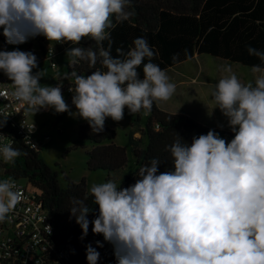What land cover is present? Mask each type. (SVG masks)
I'll return each mask as SVG.
<instances>
[{
	"label": "clouds",
	"instance_id": "9594fccd",
	"mask_svg": "<svg viewBox=\"0 0 264 264\" xmlns=\"http://www.w3.org/2000/svg\"><path fill=\"white\" fill-rule=\"evenodd\" d=\"M130 6L131 0H0V29L7 44L43 36L72 45L65 56L73 70L58 73L55 86L41 83L31 51L0 50V72L26 113H68L98 134L106 118L121 121L125 108L130 114L151 111L154 102L172 98L176 85L152 62L156 53L145 37L112 55L113 17L117 23L128 21L135 15ZM85 38L95 47L82 46ZM247 51L260 61L251 67L257 74L254 84L242 83L229 65L224 67L228 75L212 86L213 109L227 119L230 141L213 129L193 136L190 143L176 133L166 146L171 160L165 171H159L163 162L152 158L128 187L112 180L91 185L92 205L98 206L91 221L96 209L85 203L87 197L72 199L68 209L82 230L81 239L90 223L93 234L103 236L96 247L86 245L87 264H98L97 248L104 242L112 245L116 264H264V50L249 46ZM178 57L174 54L173 61ZM81 62L94 69L90 75L75 70ZM64 81H74L68 91L75 112L64 99ZM5 123L0 121V128ZM6 139L0 134V141ZM21 154L12 141L0 144L6 163ZM14 188L10 179L0 180V222L21 199Z\"/></svg>",
	"mask_w": 264,
	"mask_h": 264
},
{
	"label": "trees",
	"instance_id": "16d2710c",
	"mask_svg": "<svg viewBox=\"0 0 264 264\" xmlns=\"http://www.w3.org/2000/svg\"><path fill=\"white\" fill-rule=\"evenodd\" d=\"M130 10H134L135 15L128 21L117 23L113 17L114 27L110 29L113 56L117 55L116 48H123L126 52L133 47L135 38L145 37L156 53L152 62L164 71L200 55L248 68L260 64L258 58L248 54L247 48L251 46L264 50V0H131ZM107 44L105 41V47ZM81 45L95 47V42L85 38ZM176 53H179V57L174 62L172 56ZM96 67L101 66L97 64ZM72 70L69 65L67 72ZM75 70L79 74L90 75L94 69L81 62ZM138 71L143 78V65ZM124 114H130L127 108ZM130 115L134 116L136 127L140 116H144L145 124L138 131L145 143L141 147L140 139L133 138L134 132L128 134V151L134 169L120 180L118 187L134 184L139 168L150 163L152 158H159L163 162L159 166L160 172L169 168L171 157L166 146L177 138L176 133L190 143L193 136L206 134L210 130L184 115L164 113L155 103L151 111L142 109ZM216 132L226 140L233 138L228 133ZM114 139L112 129L105 127L103 132L93 134L88 123L81 124L72 148L89 144L91 150L86 153L87 170L105 172L108 178L109 174L123 170L127 164L126 150L115 145ZM10 141L22 154L14 163L0 159L3 176L24 181L39 194L52 222L55 242L67 247L72 264H87L86 245L91 243L96 247L95 242H103V236L93 234L90 223L88 234L82 240V230L68 209L73 198L87 197L85 203L93 206L92 197L85 190V182L73 183L64 177V185H61L57 174L42 161L39 146L25 145L15 134L11 135ZM93 207L96 212L89 215L90 221L98 213V206ZM97 251L100 253L98 264H116L111 244L104 242V247L97 248Z\"/></svg>",
	"mask_w": 264,
	"mask_h": 264
},
{
	"label": "rangeland",
	"instance_id": "374dc122",
	"mask_svg": "<svg viewBox=\"0 0 264 264\" xmlns=\"http://www.w3.org/2000/svg\"><path fill=\"white\" fill-rule=\"evenodd\" d=\"M0 36H2V29H0ZM55 43L56 42L54 41L49 42L45 37H43V41L41 42L40 38L36 36L35 38H30L28 42L24 44L9 45L8 51L14 50L15 48H19L21 51H26L29 46H32L40 53V45L56 49ZM70 47H72V45H68L59 52H56L55 50L56 54L52 58L53 62L56 64L55 68L50 67V60L41 59L38 62L39 67L33 71H41L42 84L55 86L58 82L55 79L57 74H63L67 72L69 61L65 56V52L66 49ZM229 65L232 69H234L238 78L243 80L244 84L255 82V76L257 74H254L251 68L213 58L209 55H200L197 59L185 61L177 66L174 69V72L186 73L193 72L198 69L217 71L224 70V67ZM212 81H214V83L212 82L214 85L216 83V78L212 79ZM73 83L74 81H64L62 92L65 101L70 106L71 111L75 112V107L71 104L72 93L67 92V88ZM27 118H29L28 120L34 123L36 127L35 133L32 137V142L33 144L39 146L41 150L40 157L42 161L49 169L57 174L60 184L64 185V177L73 183H78L83 180L85 182V190L88 194H90L89 189L93 183L99 184L107 182L108 180H112L118 185L124 176L130 174L133 171V160L128 151V134L134 132L135 137L140 139L142 142L140 145L141 147L145 143V140L141 136V132L138 131L139 129H143V125L145 124V118L143 115L140 116L138 127H136L137 125L134 124V116L130 114H124L123 119L118 122L113 121L111 118H106L105 127L114 131L115 145L123 147L127 153L126 167L123 168V170L109 174L107 178V174L105 172H90L87 170L86 153L91 150V146L89 144H82L77 149L72 148L77 137L79 125L86 124L87 122L85 120L78 117L74 118L68 113L56 114L52 109H42L34 116L29 113ZM220 125H223V127L226 126V128H228L227 120L220 121ZM21 182L25 184L24 181Z\"/></svg>",
	"mask_w": 264,
	"mask_h": 264
},
{
	"label": "built area",
	"instance_id": "2783aa9c",
	"mask_svg": "<svg viewBox=\"0 0 264 264\" xmlns=\"http://www.w3.org/2000/svg\"><path fill=\"white\" fill-rule=\"evenodd\" d=\"M64 45L56 44V49H42L40 53L30 46L26 51L35 54L38 62L41 59L50 60V67L55 68L52 58ZM8 47L3 35L0 36V50H8ZM13 90L12 83L0 72V121L6 119L0 134L7 136L0 144L9 142L11 135L15 134L25 145H35L32 137L36 127L33 130V123L28 120L25 111L26 105L12 95ZM67 92L71 93L68 89ZM0 159H3L2 156ZM5 179L10 178H5L0 169V180ZM10 180L14 182V191L21 194V199L8 219L0 222V264H72L67 247L55 242L53 225L39 194L20 180Z\"/></svg>",
	"mask_w": 264,
	"mask_h": 264
},
{
	"label": "crops",
	"instance_id": "0c3cea01",
	"mask_svg": "<svg viewBox=\"0 0 264 264\" xmlns=\"http://www.w3.org/2000/svg\"><path fill=\"white\" fill-rule=\"evenodd\" d=\"M37 37L40 38L41 42L43 41V36ZM67 46L68 45L65 44L64 47L59 48L58 52ZM47 48L50 47L40 45V50ZM197 58H199V56H194L193 60ZM175 68L167 69L165 72L170 78V82L176 85V91L168 101L154 102L157 108L167 114L184 115L208 129L221 131L233 136L230 129L226 128V126H224L225 128L218 127L220 121H225L227 119L222 115L219 109H213L214 103L211 99V92L213 91L212 85L214 83L212 79L216 78L217 83L219 79L228 75V73L224 70L208 71L201 69L193 72L177 73L174 72ZM232 71L236 74L234 69H232ZM240 81L244 83L243 80ZM28 114L29 113H27V116ZM133 138L138 139L135 137V133L133 134Z\"/></svg>",
	"mask_w": 264,
	"mask_h": 264
}]
</instances>
